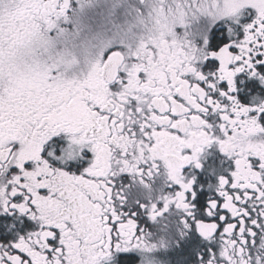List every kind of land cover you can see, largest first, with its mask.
<instances>
[{
    "label": "snow or ice",
    "instance_id": "1",
    "mask_svg": "<svg viewBox=\"0 0 264 264\" xmlns=\"http://www.w3.org/2000/svg\"><path fill=\"white\" fill-rule=\"evenodd\" d=\"M141 5L79 68L37 53L71 0H0V264H264V0Z\"/></svg>",
    "mask_w": 264,
    "mask_h": 264
},
{
    "label": "rangeland",
    "instance_id": "2",
    "mask_svg": "<svg viewBox=\"0 0 264 264\" xmlns=\"http://www.w3.org/2000/svg\"><path fill=\"white\" fill-rule=\"evenodd\" d=\"M73 11L69 21H60L56 34L49 38L48 33L43 34V45L37 47L38 57L41 60L71 61L73 58L79 62H90L92 49L98 46L106 37L107 33L114 36L118 30L126 27H139L141 18L129 19V15L120 10L124 7L125 0H118L121 7L114 8L117 0H74ZM9 4L12 0H2ZM136 5V3H135ZM134 7V6H133ZM71 24V26H69ZM59 28L66 31L59 33ZM83 66L79 63V68ZM73 68L72 71H77Z\"/></svg>",
    "mask_w": 264,
    "mask_h": 264
},
{
    "label": "flooded vegetation",
    "instance_id": "3",
    "mask_svg": "<svg viewBox=\"0 0 264 264\" xmlns=\"http://www.w3.org/2000/svg\"><path fill=\"white\" fill-rule=\"evenodd\" d=\"M155 2L156 0H147V3L149 5ZM71 3H72V11H73L75 1L71 0ZM143 10L144 9H143V6L141 5V0H125L124 7L120 10L119 15H122L123 14L122 12H124L129 15L130 20H134L135 18H142L140 13ZM72 11L69 12V16L71 15ZM69 26H71V24ZM142 35H147V33L141 27V25L139 27L136 26L135 28L126 27L124 32L122 28L118 30L115 36L111 33H107L104 40L98 46H95L92 49L91 56H90V62H87V63L85 61L79 62L83 64L81 68H86L87 65H89L90 63L98 59L101 52H103L107 47H110L113 45H119L121 43L131 44L133 47H135V44L138 42L140 36ZM125 51H127V49H125ZM222 159L223 157H221L215 149H212L206 153L205 170H204V173L202 174V178L205 183L215 182V177L212 175H209L210 172L215 171L217 174H220L224 168L229 166L227 163L222 165L221 164ZM191 174H192V171L189 172V175ZM168 182L169 181L167 177V170L162 165L159 176L155 178L154 182H150L152 184L151 197H152L153 202H156L157 197H162L171 191V189H168L166 187ZM132 191H133V196H140V198H143L149 195L147 190L139 187L138 185ZM174 213H175V210L173 209L172 214L174 215ZM167 218L170 219L171 215H169ZM162 235H165V234L161 233L158 229L155 231H152L151 233L146 232L145 240L149 246L153 243H155L156 245H159L160 238ZM163 253H164V249H160V254L163 255ZM137 254L141 256H148L149 259L153 260L154 264H163L161 256H158L156 251H153L151 253L140 251V252H137Z\"/></svg>",
    "mask_w": 264,
    "mask_h": 264
}]
</instances>
